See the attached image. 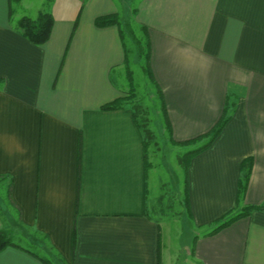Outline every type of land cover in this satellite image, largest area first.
I'll return each mask as SVG.
<instances>
[{"label": "crops", "instance_id": "crops-1", "mask_svg": "<svg viewBox=\"0 0 264 264\" xmlns=\"http://www.w3.org/2000/svg\"><path fill=\"white\" fill-rule=\"evenodd\" d=\"M39 11L54 20L43 45L16 28ZM111 13L146 28L173 140L229 116L189 163L184 262L264 264V0H0V230L46 255L14 242L0 264H167L144 134L128 102L101 109L127 95L120 30L94 25Z\"/></svg>", "mask_w": 264, "mask_h": 264}, {"label": "rangeland", "instance_id": "rangeland-1", "mask_svg": "<svg viewBox=\"0 0 264 264\" xmlns=\"http://www.w3.org/2000/svg\"><path fill=\"white\" fill-rule=\"evenodd\" d=\"M48 5L45 3L42 6L46 8ZM121 22L133 81L132 97L130 96L127 102L134 109L137 119L143 127L145 138L150 143L149 160L153 168L149 172L148 181L152 193L148 205L149 214L159 221L166 231H162V239L167 241V245L169 244L167 264L175 262L176 258L181 259L176 264H186L183 247L189 246L190 242L187 237L189 221L184 202V171L180 158L185 152L196 146L173 145L169 142L157 89L145 71L146 36L142 29L134 25L131 20ZM123 80L126 88L125 93L131 92L126 74ZM0 196L5 197V192L1 191ZM19 231L22 230H13V242H18L21 246L30 248L40 255L43 254L35 244V238L31 236L29 240L28 237L19 234ZM23 233L27 234L25 231ZM43 256L46 257L45 254ZM49 261L51 260L49 259Z\"/></svg>", "mask_w": 264, "mask_h": 264}, {"label": "trees", "instance_id": "trees-1", "mask_svg": "<svg viewBox=\"0 0 264 264\" xmlns=\"http://www.w3.org/2000/svg\"><path fill=\"white\" fill-rule=\"evenodd\" d=\"M53 17L49 11H39L37 15L34 18L28 17V16H22L16 23V28L19 30L21 35L28 39L30 42H32L35 45H43L50 36L51 33V28L53 26ZM94 25L97 27H107V26H117L120 30L121 37H123V31H122V22L119 19V16L116 13H111L107 15H102L98 16L94 20ZM142 31L144 34H146V28L145 26H142ZM146 46H147V52L145 55L146 58V67L145 71L148 74L150 80L154 83L158 96L161 101V112H162V117H163V122L165 124L166 130L168 132V137H169V142L173 145H188V146H193L194 144H197L201 140L203 141L200 145H197L196 147L188 150L181 156V165L184 171V180H183V187H184V202H185V207L187 210V214L190 215L189 212V205H188V196H187V188H188V176H187V171L189 167L190 160L192 157L199 153L200 151L206 149L207 147L210 146V144L215 140V138L219 135L221 132L223 126L225 125L226 121L229 119L228 114L225 112L223 116L219 119V121L205 134L200 135L196 138L189 139L186 141H175L171 138L170 132H171V124L169 121L168 113H167V108L164 102L163 94L161 89L159 88L158 84L155 82L152 71L150 69V42L148 38L146 37ZM126 69V76L127 79L129 80V86L131 92L127 93V95H124L123 97H118L115 100L106 103L101 106V109L103 110H113V109H118V108H123L125 105H127V100L132 97V90L133 89V84H132V77H131V72L129 69V64L126 63L125 65ZM133 109V108H132ZM226 111V110H225ZM133 116L135 117V120H137L143 134L144 130L141 125V123L138 121L136 113L133 109ZM145 137V134H144ZM145 160H146V169L148 170L152 164L149 160V146L150 143L146 140L145 138ZM250 160H247L243 164V184L242 188H244V182H246L248 175H249V169H250ZM258 208V207H253V206H248L245 207L241 212L230 215L228 217H222L221 220L218 221V224L212 228L211 232H214L226 224L230 223L231 221L235 220L237 217L240 215L249 212L250 210ZM260 208V207H259ZM9 245H15L19 246L18 244H15L12 240V234L7 231V230H0V251L6 248ZM46 263L50 264V261L44 259Z\"/></svg>", "mask_w": 264, "mask_h": 264}]
</instances>
